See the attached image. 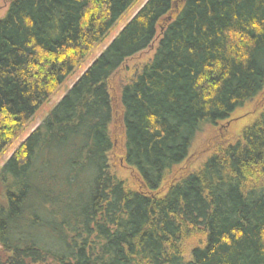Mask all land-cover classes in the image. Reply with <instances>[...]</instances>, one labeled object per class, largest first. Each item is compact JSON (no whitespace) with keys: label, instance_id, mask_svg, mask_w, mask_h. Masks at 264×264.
I'll use <instances>...</instances> for the list:
<instances>
[{"label":"trees","instance_id":"16d2710c","mask_svg":"<svg viewBox=\"0 0 264 264\" xmlns=\"http://www.w3.org/2000/svg\"><path fill=\"white\" fill-rule=\"evenodd\" d=\"M137 0H13L0 20V156ZM128 167L110 170L109 82ZM264 90V0H148L0 169V264H264V111L202 167L159 192L216 126ZM204 243L190 258L183 242Z\"/></svg>","mask_w":264,"mask_h":264},{"label":"rangeland","instance_id":"374dc122","mask_svg":"<svg viewBox=\"0 0 264 264\" xmlns=\"http://www.w3.org/2000/svg\"><path fill=\"white\" fill-rule=\"evenodd\" d=\"M13 0H0V20L4 18ZM148 0H137L125 15L115 25L106 39L94 46L89 56L76 69L67 81L54 93V95L43 103L30 122L17 133L15 139L0 156V169L8 159L19 149L25 139L36 130L50 111L72 88L79 77L88 69L94 60L107 48L126 24L137 14ZM173 14L166 16L157 29V37L151 46L145 51L128 59L124 65L115 73L109 82V89L114 104V120L110 127L111 138L114 144L110 153L111 173L119 179L125 181L127 187L132 190H143V186L138 174L127 166L124 160L125 139L124 126L122 121V105L120 103V92L122 88L131 83L149 65L156 52V48L161 39L163 29L173 19ZM264 111V90L253 100L248 102L243 108L238 109L229 120L220 122L216 126H205L197 135L188 159L174 170H172L159 194H165L167 188L178 182L189 173L199 170L207 159L221 149L230 144H234L243 134L245 129L250 127ZM205 239L202 234H197L183 242V253L187 259L190 258L194 247L202 245Z\"/></svg>","mask_w":264,"mask_h":264}]
</instances>
